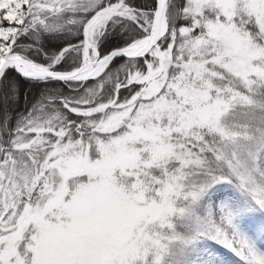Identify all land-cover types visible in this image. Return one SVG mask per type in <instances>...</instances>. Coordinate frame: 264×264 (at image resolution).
Here are the masks:
<instances>
[{"label": "snow or ice", "instance_id": "1", "mask_svg": "<svg viewBox=\"0 0 264 264\" xmlns=\"http://www.w3.org/2000/svg\"><path fill=\"white\" fill-rule=\"evenodd\" d=\"M0 264H264V0H0Z\"/></svg>", "mask_w": 264, "mask_h": 264}]
</instances>
